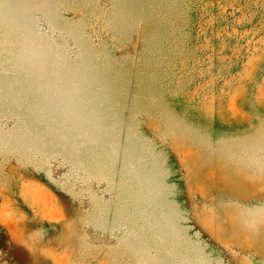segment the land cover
Returning <instances> with one entry per match:
<instances>
[{
  "label": "rangeland",
  "instance_id": "374dc122",
  "mask_svg": "<svg viewBox=\"0 0 264 264\" xmlns=\"http://www.w3.org/2000/svg\"><path fill=\"white\" fill-rule=\"evenodd\" d=\"M0 264H264V0H0Z\"/></svg>",
  "mask_w": 264,
  "mask_h": 264
}]
</instances>
